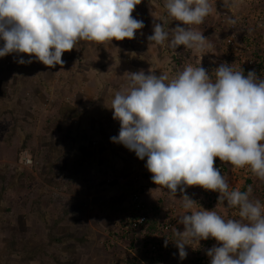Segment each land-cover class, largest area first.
I'll use <instances>...</instances> for the list:
<instances>
[{
  "label": "rangeland",
  "instance_id": "374dc122",
  "mask_svg": "<svg viewBox=\"0 0 264 264\" xmlns=\"http://www.w3.org/2000/svg\"><path fill=\"white\" fill-rule=\"evenodd\" d=\"M238 1L209 0L212 11L204 22L188 26L207 38L200 53L184 46L173 50L170 41L150 45L147 37L155 23L163 22L169 30L180 22L167 15L165 0H141L133 17L145 26L132 40L97 43L99 48L95 42L80 41L55 67L28 54L0 57V172L3 177L7 174L4 180L0 173V264H149L152 259L160 264H210L206 253L219 246L214 238L189 241L187 257L180 259L174 233L184 231L178 223L185 214L184 194L172 196L166 188L149 183L147 158L141 160L123 144L112 142L120 123L109 107L115 93L127 86V72L148 74L151 69L171 79L186 65L203 66L204 53L213 54L219 44L216 26L222 15L245 16L250 6H259L255 1L250 5ZM260 5L264 7V0ZM20 59L26 63L20 64ZM75 114L79 117L69 120ZM62 116L68 120L59 124ZM28 137V147L21 150ZM23 171L36 178L40 189L29 196L25 212L18 214L27 195L20 188V180H26L20 177ZM48 175L46 182L42 177ZM242 181L236 190H242ZM155 185L154 194L150 191ZM136 192L142 193L146 206H155L150 219L159 226L154 232L149 225L139 233L125 230ZM186 192L197 202L194 210H215L224 219L230 213L226 202L217 206L218 192L199 186ZM234 211L231 215L237 217ZM168 224L170 231H161ZM168 235L172 239L165 247ZM61 237L65 239L57 241ZM12 238L17 248L13 254Z\"/></svg>",
  "mask_w": 264,
  "mask_h": 264
},
{
  "label": "clouds",
  "instance_id": "9594fccd",
  "mask_svg": "<svg viewBox=\"0 0 264 264\" xmlns=\"http://www.w3.org/2000/svg\"><path fill=\"white\" fill-rule=\"evenodd\" d=\"M140 3L0 0V57L28 54L55 67L64 63L63 54L80 41L102 44L132 40L145 26L132 15ZM164 7L167 15L180 23L169 30L163 22L155 23L153 34L147 37L150 45L170 41L173 50L184 46L203 52L207 38L188 26L204 22L212 11L209 0H165ZM203 56V66L186 65L171 79L151 69L148 74L144 70L125 73L128 84L115 93L109 107L113 119L120 123L119 135L111 140L135 152L139 159L147 158L146 168L154 184L166 188L172 196L178 190L185 193V214L178 219L184 231L174 233L181 260L187 257L185 246L189 241L214 238L219 246L207 251L210 264H264V200L249 199L251 185L247 191H230L229 183L214 166L218 157L234 168L248 167L264 181V78L255 70L247 75L234 71L228 63L209 74L205 66L221 56L220 43L213 54ZM19 63L26 61L20 59ZM192 186L218 192L217 206L226 202L229 211L235 210L240 219L225 220L215 210H194L197 202L186 194ZM139 195L147 209L142 193ZM133 217L138 220V214L133 213L130 220ZM150 220L148 211L145 228ZM133 223L128 221L124 227ZM165 227L160 230L168 233ZM168 242L165 239V247Z\"/></svg>",
  "mask_w": 264,
  "mask_h": 264
},
{
  "label": "built area",
  "instance_id": "2783aa9c",
  "mask_svg": "<svg viewBox=\"0 0 264 264\" xmlns=\"http://www.w3.org/2000/svg\"><path fill=\"white\" fill-rule=\"evenodd\" d=\"M254 1L259 6H250L245 16L229 15L225 12L217 23L221 56L205 66L209 74L220 64L228 63L234 71H244L247 75L249 71L255 70L258 76L264 78V7L260 5L261 0ZM214 166L220 169L224 177L236 169L228 163L221 162L218 157ZM245 169L246 167L242 168ZM133 207L134 213L138 214V220L125 228L128 234L129 230L140 231L148 221V211L139 194L134 196ZM171 227V224H168L165 228L168 231Z\"/></svg>",
  "mask_w": 264,
  "mask_h": 264
},
{
  "label": "trees",
  "instance_id": "16d2710c",
  "mask_svg": "<svg viewBox=\"0 0 264 264\" xmlns=\"http://www.w3.org/2000/svg\"><path fill=\"white\" fill-rule=\"evenodd\" d=\"M143 7H144V14H145V17H147L148 16V12H147V8H146V4H144L143 5ZM137 8V6L135 7V9ZM133 13H134V11H133ZM133 13H132V15H133ZM168 25H170V23L168 24ZM124 41V40H123ZM95 46L96 47H100L96 42H95ZM159 48H161V46L159 47ZM162 49V48H161ZM79 117V114H75L74 116H70L69 117V120H73V119H77ZM68 117H64V116H62L61 117V119H59V121H58V123L59 124H61L62 122H65V121H67L68 119H67ZM48 128H50V127H48ZM49 130V129H48ZM47 130V131H48ZM50 131V130H49ZM30 138L28 137L27 139H26V141L22 144V147H21V150H24V149H26V147H28V145H27V143H28V140H29ZM52 166H54V164H52ZM53 167H51V169H52ZM53 170V169H52ZM1 173V176H2V179H6V177H7V174H4V177H3V172H0ZM8 173V172H7ZM20 177H24V178H26V180L29 178V180H20L21 182H20V188L21 189H23V190H27V195H26V199L25 200H23V201H21V203L20 204H22V206H20L19 208H21L22 210H20L19 212H18V214H20V213H24L25 212V210H26V207H25V203H26V201L27 200H29V196L30 195H32L33 194V192H35V191H38L39 189H40V183H38V184H35V182H36V178L34 177V176H32V174L30 173V172H27V171H23V173H22V176H20ZM46 182H48L49 181V175L48 176H44V177H42ZM2 189H4V190H6V187H2ZM19 194H20V192L17 194L16 193V196H15V199L16 200H19ZM0 196H3V192H0ZM16 202H19V201H16ZM18 205H19V203H18ZM147 209H148V211H149V214L151 215L153 212H154V210H155V206H148L147 207ZM136 220V218H131V223H133L134 221ZM158 226H159V222L158 221H155L154 219L153 220H150L149 221V226H148V228H150V229H152V230H154V231H156L157 229H158ZM141 230H145V226H144V228L143 229H141ZM139 232H141V231H138V233ZM66 237V236H65ZM65 237H61L59 240H57V241H62L63 240V238L65 239ZM68 237H70V236H68ZM62 239V240H61ZM165 239H168V241L170 240L171 241V236L170 235H168V236H165L164 237V240ZM16 246V242H15V240H13V238H12V240L10 241V245H9V250H10V253L11 254H13L16 250H17V248L15 247ZM176 248L174 247V250H175ZM143 254H145V255H148V253L146 254L145 252L143 253ZM152 261H153V263L152 264H160V262H155V259H152ZM152 261H150V262H152ZM150 262H149V264H150ZM155 262V263H154ZM65 264H75V263H65Z\"/></svg>",
  "mask_w": 264,
  "mask_h": 264
},
{
  "label": "crops",
  "instance_id": "0c3cea01",
  "mask_svg": "<svg viewBox=\"0 0 264 264\" xmlns=\"http://www.w3.org/2000/svg\"><path fill=\"white\" fill-rule=\"evenodd\" d=\"M246 1H247L248 5H250L249 3H252L254 0H241V2H244V3H246ZM256 10H258V7L256 8ZM86 117L87 116H85V115L82 116L83 119L86 118ZM142 169H143V172H145V167H143ZM147 174L149 175L148 177H149V180H150L149 183H150V182H152V180H151L152 173H150L147 170ZM225 179L229 183V190H230V188H231V190H236V188H238V187H240L242 185V183H243L242 180L244 179L245 180V185H244V187L242 188L241 191H247L248 186L251 185L253 190H252V193L249 196V199L253 200V201H255V200H259L261 202L263 201L262 198L264 197V181H261L259 178L254 176L251 173V171H250V169L248 167H246L245 170H242L240 168H236V169L230 171L229 173H227ZM155 187H156V185L151 188L150 192H153L154 194L157 193L156 190H155ZM193 187H195V186H193ZM160 189L163 190V187H161ZM181 194H185V193H181L179 190L176 193L177 196H179ZM186 194H188V193L186 192ZM237 210L239 212L238 208H237ZM227 211L228 210H226V212ZM226 216H227V218H225V219H227V220L228 219H240L239 216H237V217L232 216L231 212L229 214H227Z\"/></svg>",
  "mask_w": 264,
  "mask_h": 264
}]
</instances>
